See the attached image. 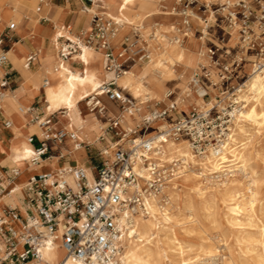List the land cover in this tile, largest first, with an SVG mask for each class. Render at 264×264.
<instances>
[{
	"label": "bare ground",
	"instance_id": "1",
	"mask_svg": "<svg viewBox=\"0 0 264 264\" xmlns=\"http://www.w3.org/2000/svg\"><path fill=\"white\" fill-rule=\"evenodd\" d=\"M102 1L106 16L121 23L114 41L131 28L140 30L141 36L149 38L147 47H138L132 43L126 48L125 62L128 71L117 79L118 86L139 106L133 114L115 106L116 111L125 117L130 126L141 124L151 104L165 105L170 91L174 93L180 110H186L190 104L203 101L189 83L196 71L193 73V70L205 59L202 58V53L181 44V36L190 35L187 31L192 26L179 28L173 24L167 26L165 23L149 25L151 18L163 12L160 8L162 1L166 0ZM201 1L209 6L213 19L212 5L240 0ZM22 9L20 0H0V33L10 22L20 25L24 16ZM90 11L92 13L96 10L92 8ZM163 13L179 14L176 9ZM188 15H191L192 21L194 17L198 18L203 25L202 17L194 12H189ZM85 16L88 18L89 29L91 16ZM53 24L50 37L56 53L47 55L40 47L37 55L40 64L38 71L34 72L26 67L27 52L20 44L8 52L13 65L24 75L25 96L22 99L17 100L7 89V98L0 97V107L8 117L10 128L15 132V137L9 141L7 154L19 169L16 177L24 175L26 169L32 170L38 166L31 160L35 149L28 134L22 131L23 127H27V121L33 117L30 109L37 93L43 94L46 117L52 114L57 116V123L52 122L51 127L76 135L77 140L73 144L76 161L85 155V145L93 144L99 139L98 130L103 120L101 115L88 108L87 100L91 96L102 95L101 84L112 77L105 69V55L102 50L82 46L68 61H63L57 53L62 45L59 37L63 35L72 40L75 38L66 31L69 24L64 19ZM17 30L21 32L20 27ZM172 31L175 32L173 43L165 42L163 36ZM202 31L207 33L206 29L202 28ZM229 38L238 39L236 35H229ZM137 42L140 43V40ZM236 43L233 42V45ZM142 50L148 55L147 62L144 63L136 58ZM126 54L130 59L126 58ZM74 61L80 66L74 67ZM28 80L32 81V87H28ZM11 97L17 101L15 109L8 103ZM240 98L245 103L236 115L231 132L220 152L211 149L198 154L193 151L187 138L167 139L163 144V152L159 155L160 164L167 166L178 161L176 173L166 183L160 195L146 197L145 209L133 217L132 227L122 237L120 264H264V72L250 76ZM106 115H116L111 105L107 106ZM157 124L160 128L166 126L161 122ZM110 145L107 153L111 156L113 147L111 143ZM68 168L72 167L55 170ZM87 173L92 181L91 169H87ZM139 173L149 177L145 171ZM14 179L10 181L6 177L0 201L5 198L14 205L12 197L23 194L27 181L16 183ZM67 179L74 184L70 174ZM10 189L12 192H9ZM218 201L225 209L224 224L237 231L232 238L239 248L238 255H235L236 251L234 253V248L230 245L229 233L225 236L227 233L221 232L217 240L216 237L205 238L199 246V253L193 256L190 254L192 246L184 237L198 228L201 233H205V220L217 228L220 226L216 210ZM251 253L255 255H250ZM42 256L40 264H80L67 256L60 237L48 241L42 250ZM214 258H219V263L217 260L213 261Z\"/></svg>",
	"mask_w": 264,
	"mask_h": 264
},
{
	"label": "built area",
	"instance_id": "2",
	"mask_svg": "<svg viewBox=\"0 0 264 264\" xmlns=\"http://www.w3.org/2000/svg\"><path fill=\"white\" fill-rule=\"evenodd\" d=\"M79 1V11L91 16V30L87 33V28L78 29L75 40L61 35L59 56L68 61L82 46L102 50L105 69L112 77L101 84L100 92L118 104L119 110L133 114L139 106L117 84V79L128 71L125 53L132 44L130 38L126 37L122 43L125 49L116 51L114 38L121 23L106 16L102 0ZM176 3L182 7L179 15L187 27L190 26L189 12L199 15L210 11L209 6L200 0H176ZM92 8L96 11L91 13ZM213 11L214 17L215 13L220 16L222 24L211 23V11L207 18L202 16V28L207 33L201 29L198 39L201 47L202 43L204 45L202 56L205 60L190 82L192 90L203 99L202 103L190 104L188 112L180 111L174 93L170 91L167 103L151 108L141 124L130 126L120 113L109 117L108 123L101 127L99 140L108 145L112 143L111 156L103 150L102 155L107 158L93 167L76 166L31 176L26 184L24 212L8 204L0 214V264H40L42 250L48 241L57 237H60L67 256L80 264H120L122 237L132 227L133 217L145 209L146 197L160 195L176 173V161L167 166L160 164L159 155L167 139L187 138L198 154L211 149L221 151L236 115L245 103L240 96L250 76L264 72V0L226 2ZM40 20L49 19L42 15ZM16 25L10 22L0 35V68L9 62L5 38L15 31ZM215 25H222V35L211 36L210 30ZM66 31L73 34L72 26L68 25ZM230 33L238 37L235 45L228 41ZM206 40H209L207 46ZM36 56H28L26 66H30ZM136 58L141 62L148 55L145 51L142 55L138 53ZM10 75L7 73L0 81V95H3ZM102 95L87 100L89 109L101 115L107 110ZM30 112L33 113L31 121L42 131L41 139L37 135L29 137L31 143L36 139L40 141L31 159L34 164L51 157L56 144L67 138L77 140L73 132L52 129L53 115L43 120L36 105H32ZM159 122L166 126L160 128L156 125ZM5 126L9 128L10 122L6 121ZM87 169H91L92 181ZM140 171L147 172L149 177H144ZM68 174L73 177L74 184L68 181ZM17 175L19 169L15 166L10 169L8 178L12 181ZM1 184L0 177V189Z\"/></svg>",
	"mask_w": 264,
	"mask_h": 264
},
{
	"label": "crops",
	"instance_id": "3",
	"mask_svg": "<svg viewBox=\"0 0 264 264\" xmlns=\"http://www.w3.org/2000/svg\"><path fill=\"white\" fill-rule=\"evenodd\" d=\"M20 2L23 6V9H22L23 14H24L23 19L21 20L20 25L17 23L15 31L11 32L10 35L5 38V47L9 52V50L13 49L16 45L20 44L27 52L26 57H25V65H26V59L28 58V56L32 54L38 55V52H39L38 49H40V47L44 49L47 55H52L56 53V51L53 49V46L51 43V37H50V32L52 31L53 25H54L53 22H56V21L59 22L64 19L66 23L71 22L75 26V28H77V30L83 26L84 28H87L88 26L87 16L83 15L79 11L80 4H81L79 0H68V1L43 0V2L42 0H20ZM34 5H35V8H34ZM44 14H48L50 16L48 17L49 19L48 21L40 20V17ZM7 25L5 26V28H3V31H1L0 35L4 33ZM18 27H20L21 32L17 30ZM7 38H9V40ZM37 42H40V43H37ZM122 43L123 42L121 40L120 44ZM73 63H74L73 64L74 67L80 66V64L77 61H74ZM125 64L127 65L126 62ZM26 67L30 68L34 72L38 71L40 69L38 56H36V60L30 66H26ZM2 70H3V74L0 75V81H2V79L5 77L7 73H10L11 75L9 76V79H8V85L7 87L3 88V95H0V97L3 99H6L8 96L6 91L8 90L11 96L13 94L17 100L22 99L25 96V92L23 89L24 88V85H23L24 75L23 73H21V70L19 68H16L13 65L10 58H9V62L7 63V65L4 68H2ZM26 83L28 87H32V81L28 80L26 81ZM16 99L14 98L12 99V97L8 99V103L12 109H15L16 107L17 101H14ZM40 100L43 101V94L37 93L35 95V99L32 105H36L37 103H39ZM106 101H109V100L107 99ZM109 103H111L113 110L115 111L116 115H118L119 113L115 109L116 104H114L111 101H109ZM43 106L38 107L39 113H40V116L46 117ZM106 108H107V105H106ZM31 114L33 116V113ZM52 115H53L52 122L57 123L56 114H52ZM98 115H101V114H98ZM100 117H102V120H103L101 123V127H104L108 123V118L110 116H107L105 112ZM6 121H8V117L5 115L3 109L0 107V177H1V183H2L1 184L2 188L0 189V195L4 192L5 186L3 185V182L5 181L6 177L9 176L10 169L16 166L10 160L7 154V148L9 146V141L15 137V132L10 127L7 128L5 126ZM52 129L54 131H57L55 128H52ZM22 131L28 134L29 137L31 135H37L40 139L42 138L41 137L42 131L40 127L36 123H33L31 120L27 121V127H23ZM98 134L100 137V135L102 134L101 128L98 130ZM107 139L110 142H112V139L110 137L107 136ZM31 144L33 145L34 149H36L40 145V141L36 139L35 142ZM73 144H74V141L69 138L65 139L59 145L56 144L53 147V151H52L53 155L51 157L43 158L38 163V166L32 170L26 169L24 175L16 177L14 179V182L16 183H24V181L28 182L30 177L37 173L49 172V171H52V170H55L61 167H74L77 165H84V167H93L95 166L94 163L99 164V162H101V159L98 160L97 158L89 155L88 148H86L87 145H85V150H86L85 155H83V157L79 159L81 161L79 160L76 161L74 153H73V146H74ZM93 145H94V148L100 152L101 150L99 149H103L104 145L106 144H105V141H102V142L96 141L93 143ZM60 153L63 154V157L60 156ZM57 157L58 159H55ZM46 161L48 162L46 163ZM26 184L24 185L22 195H20L21 193H19L16 196L12 197V201L15 203L14 206H16L22 212H24V208H25L24 201L27 197ZM7 201L8 200L5 198L1 199L0 201L1 210H3L6 205L12 204V203H8Z\"/></svg>",
	"mask_w": 264,
	"mask_h": 264
},
{
	"label": "rangeland",
	"instance_id": "4",
	"mask_svg": "<svg viewBox=\"0 0 264 264\" xmlns=\"http://www.w3.org/2000/svg\"><path fill=\"white\" fill-rule=\"evenodd\" d=\"M201 1V0H200ZM62 2V1H61ZM202 2V1H201ZM219 6V4H215V5H212V9L213 10H215L217 7ZM34 8H35V5H34ZM176 9V12H179V14L181 13V11H182V7L180 6V5H178L177 3H176V0H166V1H162V7L160 8L163 12H170L171 10L173 11V10H175ZM210 9V8H209ZM163 12H161V13H159V14H157V15H155L153 18H151V20H150V23H149V25H152V24H154V23H165L167 26H170L171 24H173V25H176L177 27H179V28H183L184 27V24H183V19H182V15H179V14H169V13H163ZM209 13H210V11H203V12H201V13H199V15L202 17L203 16V18L205 19V18H207L208 16H209ZM45 16H47V17H50L48 14H44ZM194 20L192 21L191 19H190V26H192V29H189L187 32H189L190 33V35H186V36H181L182 37V40H181V44L185 47V48H191V49H193V50H195V52H197V53H199V54H201L202 53V51H204V45H203V43H202V47H201V43H200V41H199V39H198V37H199V35L201 34V26H202V23H201V21L198 19V18H196V17H194L193 18ZM209 19H212V17L210 16L209 17ZM215 19H218L217 21H215L214 22V20ZM211 23H217V24H222V22H221V18H220V16L217 14V13H215V17L211 20ZM68 24L69 25H71L72 26V35H75V33H76V31H77V28H75V26L71 23V22H68ZM189 26V27H190ZM84 27V26H83ZM82 28V27H81ZM81 28H79V29H81ZM75 29V30H74ZM221 29H222V25H220V27H218L217 25H215L214 27H212V29L210 30V32H211V36H213V37H215V36H217V34L219 35H222L223 34V32L221 31ZM90 30H91V28H89L88 30H87V33H89L90 32ZM52 31H53V29H52ZM52 31L50 32V34L52 33ZM216 35H215V34ZM214 34V35H213ZM175 35V32H168L165 36H163V39H164V41L165 42H167V43H173V36ZM229 35H231V37H235V34H229ZM192 36V37H191ZM210 36V35H209ZM126 37H129L130 38V42L131 43H135V45H137L138 47H140V46H142V45H145L146 47L147 46H149V38L148 37H143V36H141V32H140V30H134L133 28H131V29H129L126 33H124L118 40H115L114 41V45H115V50L116 51H118V50H120V49H124V48H126V46L124 45V44H120V42H121V40H122V42L125 40V38ZM229 38V37H228ZM8 40H9V38H7ZM138 39L140 40V43L139 42H137L136 43V41H138ZM231 38H229L228 39V41H229V43L230 44H232L233 45V42H237V40H235V39H231ZM194 44V46L192 47V45ZM205 44H206V46H207V44H209V40H206V42H205ZM201 47V48H200ZM136 48V47H135ZM143 53H145V51L144 50H142V51H140L139 52V55H142ZM127 55L128 54H126V58L127 59H130L129 57H127ZM202 56V55H201ZM202 58L204 59V57L202 56ZM126 59V60H127ZM147 59L148 58H144V61H141L140 63H144V62H147ZM199 67V66H198ZM197 67V68H198ZM250 68V66H247V69H249ZM195 70H197L196 68L193 70V73H194V71ZM190 85H191V83H189ZM102 100H103V102H104V104H106L107 106H110L111 105V103L109 104V102L108 101H106L107 100V97H102ZM195 103H197V104H200V103H202V101H197V102H195ZM115 104V103H114ZM36 106L37 107H42L43 106V101L42 100H40L39 101V103H37L36 104ZM116 106H118V104H116ZM155 105H153V104H151L149 107H148V111L151 109V108H153ZM159 106H164L163 104H160ZM89 108V107H88ZM188 109H189V106H188V108L186 109V110H180V111H183V112H188ZM147 111V112H148ZM146 112V113H147ZM142 123V122H141ZM162 124V123H161ZM161 124H159V125H161ZM157 126H158V124H157ZM263 141H264V136H263ZM96 141H100L99 139L98 140H96ZM109 141V140H108ZM102 142V141H101ZM105 144L106 145H104V147H103V149H99V150H101L100 152L99 151H97L95 148H94V145L93 144H89V145H87L86 146V148H88V152H89V155L90 156H93V157H95V158H97L98 160L99 159H101V161H103L104 160V158H107L106 156H103L102 155V151L103 150H107V148H109L110 147V145H108V143L107 142H105ZM112 144V143H111ZM112 147H113V145H112ZM108 150H110L111 151V149H108ZM112 153H113V151H112ZM109 155V154H108ZM112 155V154H111ZM110 156V155H109ZM100 163V162H99ZM176 163L178 164V161H176ZM97 163H94V165H96ZM98 165V164H97ZM78 166H84V165H78ZM76 167V166H75ZM210 186V185H209ZM263 197H264V187H263ZM220 203V204H219ZM221 205V202L220 201H218L217 202V206H216V210H217V217H218V219H219V223H220V226L217 228L214 224H212L210 221H207V220H205L204 222H203V229L206 231L205 233H201L200 232V230H199V228L197 229V230H194L192 233H189V234H187L185 237H184V240H186L191 246H192V249H191V251H190V254L191 255H196V254H198L199 253V246H200V244L202 243V242H204L205 240V238H207L208 236H210V237H216L215 238V240H217V236H219L220 234L219 233H229V236H228V233L227 234H225V236L227 235L228 237H229V239H230V245L231 246H233V248H234V253H235V251H236V253H235V255H238V250H239V248L237 247V244L235 243V241L233 240V235H235L236 233H237V231L236 230H234V229H231V228H229L228 226H226L225 224H224V220H223V217H224V207H223V204H222V207H223V209H222V207L220 206ZM219 215H220V217H219ZM222 219V220H221ZM224 225V226H223ZM224 227V228H223ZM225 230H227L226 232H225ZM230 231V232H229ZM227 237V238H228ZM199 243V244H198ZM232 248V247H231ZM232 248V249H233ZM256 253H257V251H256ZM250 255H255V253H251ZM219 258H214L213 259V261L215 260H217L216 262L217 263H219V261H220V259L218 260ZM212 261V260H211ZM204 264V263H203ZM208 264V263H207Z\"/></svg>",
	"mask_w": 264,
	"mask_h": 264
}]
</instances>
